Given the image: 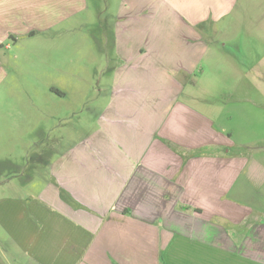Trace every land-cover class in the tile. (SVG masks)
<instances>
[{"label": "crops", "instance_id": "1", "mask_svg": "<svg viewBox=\"0 0 264 264\" xmlns=\"http://www.w3.org/2000/svg\"><path fill=\"white\" fill-rule=\"evenodd\" d=\"M113 18L108 100L34 193H0V264H264V154L231 148L228 103L207 115L185 92L217 34L219 61L264 44V0H117ZM252 56L236 76L264 78Z\"/></svg>", "mask_w": 264, "mask_h": 264}, {"label": "rangeland", "instance_id": "2", "mask_svg": "<svg viewBox=\"0 0 264 264\" xmlns=\"http://www.w3.org/2000/svg\"><path fill=\"white\" fill-rule=\"evenodd\" d=\"M116 4L18 0L14 7H0V193H34L48 177L49 161L95 127L108 100L115 64ZM219 37L213 45L217 55L200 61L194 83L185 92H193L190 105L207 115L208 110L215 113L220 101L228 103L223 125L244 140H232L231 148L246 156L264 154V136L256 139L264 134V78L239 77L233 70L238 63L245 72L254 62L251 55L264 53V44L248 45L249 57L240 56L236 62L226 56L219 61ZM220 70L226 76L227 96L220 93ZM242 84L241 94L229 91ZM247 84H253L250 92ZM236 95L241 105L230 103ZM246 98L259 106L246 105ZM227 197H237V185Z\"/></svg>", "mask_w": 264, "mask_h": 264}, {"label": "trees", "instance_id": "3", "mask_svg": "<svg viewBox=\"0 0 264 264\" xmlns=\"http://www.w3.org/2000/svg\"><path fill=\"white\" fill-rule=\"evenodd\" d=\"M60 197L66 202H68L69 204H75L70 194L62 188L60 189Z\"/></svg>", "mask_w": 264, "mask_h": 264}]
</instances>
